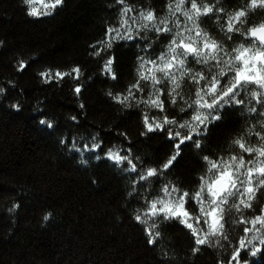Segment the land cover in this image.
Segmentation results:
<instances>
[{"label":"trees","instance_id":"16d2710c","mask_svg":"<svg viewBox=\"0 0 264 264\" xmlns=\"http://www.w3.org/2000/svg\"><path fill=\"white\" fill-rule=\"evenodd\" d=\"M127 2L137 9L154 7L158 14L166 6V0ZM221 2L231 11L248 0ZM28 10L24 0H0V85L8 88L7 96L0 98V264H228L231 245L244 235L243 225L232 221L240 215L249 219L254 214L251 210L236 213L233 209L226 215L231 245L222 241L193 252L192 238L176 222L161 224L160 243L149 244L144 228L132 218L139 204L130 203L126 175L103 153L97 160L85 152V165L80 154L60 143L61 138L71 137L82 146L95 134L111 147L124 143L120 134L127 133L133 153L152 164L173 152L172 142L163 133L141 135L139 113L147 111L143 105L130 110L108 95L134 82L144 42L113 40L110 53L115 57L117 81L103 73V59L92 54L93 45L102 46L105 29L116 23L115 0H64L51 15L38 17ZM250 21H264V11L251 14ZM202 26L218 39L222 37L215 21H202ZM21 61L30 65L23 72L18 70ZM76 66L82 70L79 94L74 91L77 81L73 77L46 83L39 75L48 69L68 72ZM183 92L186 96L191 92L187 81ZM16 103L19 110L11 107ZM248 106H244L246 113ZM168 114L174 113L169 109ZM73 116L75 121L70 119ZM42 119L51 121L54 128L39 124ZM261 119L255 113L242 118L227 110L208 129L204 151L184 150L167 179L194 189L202 172L199 157L227 155L230 142L250 125L260 130ZM246 139L254 146L264 143L255 135ZM254 196L258 214L264 207V188ZM14 204L20 207L9 211ZM47 212L53 215L45 221ZM256 259L264 264V257Z\"/></svg>","mask_w":264,"mask_h":264},{"label":"snow or ice","instance_id":"6c2138e0","mask_svg":"<svg viewBox=\"0 0 264 264\" xmlns=\"http://www.w3.org/2000/svg\"><path fill=\"white\" fill-rule=\"evenodd\" d=\"M64 0H24L31 16L51 15ZM116 23L105 29L102 46L93 45V56L103 59V73L117 81L115 57L111 55L113 40L143 41V55L137 56L134 82L125 85L122 92L108 95L120 106L140 108L142 136L163 133L172 142L173 152L157 164L141 159L132 151L127 133H121L124 143L106 147L102 139L90 134V143L78 145L74 138H61L60 143L81 156L85 152L95 159L101 153L113 166L125 174L129 181L132 218L146 233V242L160 243L161 224L176 222L183 225L193 241V252L201 246L214 247L227 241L226 215L234 209H245L254 214L245 219L243 215L232 223L243 225L244 234L231 245L228 264H261L257 257H264V207L253 208L254 192L264 188V143L252 145L246 137L255 135L264 142V21H250L257 10L264 11V0H248L245 6L226 10L221 0H166L165 10L158 14L154 7L134 8L127 0H115ZM36 5H39L37 7ZM213 20L218 25L217 38L202 26V21ZM167 41V43H163ZM3 41H0V45ZM19 71L30 65L20 62ZM81 68L62 72L48 69L39 75L46 83L65 77L77 81L75 93L82 91L79 84ZM191 85L189 95L183 92L184 82ZM11 84V81H9ZM14 87V85H12ZM8 88L0 85V98H5ZM247 113L262 117L260 130L250 125L234 138L227 155L214 153L199 157L202 172L196 187L188 189L167 179L182 152L188 148L203 152V140L208 129L220 121L231 109L246 118ZM258 104L259 109L253 106ZM19 110V103L11 105ZM83 108V104L80 105ZM171 109L173 115L168 114ZM75 121L77 117L70 118ZM39 124L52 129L51 121L42 119ZM81 139H84L83 137ZM125 143L127 146H125ZM14 204L13 211L19 208ZM47 212L44 220L52 217ZM251 234V235H249ZM223 264V262H221Z\"/></svg>","mask_w":264,"mask_h":264},{"label":"rangeland","instance_id":"374dc122","mask_svg":"<svg viewBox=\"0 0 264 264\" xmlns=\"http://www.w3.org/2000/svg\"><path fill=\"white\" fill-rule=\"evenodd\" d=\"M21 29H24L23 27H21Z\"/></svg>","mask_w":264,"mask_h":264},{"label":"bare ground","instance_id":"6f19581e","mask_svg":"<svg viewBox=\"0 0 264 264\" xmlns=\"http://www.w3.org/2000/svg\"><path fill=\"white\" fill-rule=\"evenodd\" d=\"M131 109H133V108H131ZM131 109H130V110H131Z\"/></svg>","mask_w":264,"mask_h":264}]
</instances>
